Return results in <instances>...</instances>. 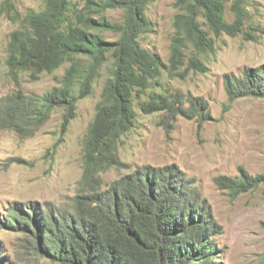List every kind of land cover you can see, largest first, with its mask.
<instances>
[{
	"label": "trees",
	"instance_id": "trees-1",
	"mask_svg": "<svg viewBox=\"0 0 264 264\" xmlns=\"http://www.w3.org/2000/svg\"><path fill=\"white\" fill-rule=\"evenodd\" d=\"M82 1L81 9H73L69 0H46L42 11H29L24 17L13 0L1 5L21 25L8 43L6 67L12 78L25 71L36 80L69 64L60 86L43 97L16 94L0 100L1 127L18 133L26 127L36 130L52 110L61 108L64 128L75 117L79 101L91 94L102 67L111 63L83 139L84 172L78 193L63 209L28 204L29 211L22 215L24 207L16 205L5 227L26 232L41 257L58 264H220L212 240L219 227L206 201L174 165L136 168L105 189L98 174L122 165L118 146L135 127V103L143 115L163 113L159 124L166 132L178 117L195 118L198 127L210 119L205 100L170 93L161 77L181 69L180 77L206 73L200 55L214 51L210 33L215 38L242 34L248 0L232 2L231 23L225 21L230 0H175L168 64L140 44L142 36L154 31L145 14L153 0ZM109 10L123 11L122 20L106 17ZM105 33L116 39H107ZM244 36L252 39L249 33ZM224 86L230 102L264 99V68L246 69L240 77L225 76ZM152 88L161 92L148 93ZM214 182L237 196L264 185V176L251 177L240 168L236 179L218 176Z\"/></svg>",
	"mask_w": 264,
	"mask_h": 264
},
{
	"label": "rangeland",
	"instance_id": "rangeland-1",
	"mask_svg": "<svg viewBox=\"0 0 264 264\" xmlns=\"http://www.w3.org/2000/svg\"><path fill=\"white\" fill-rule=\"evenodd\" d=\"M46 0H13L16 11L24 17L29 11L39 12ZM72 8L81 9L84 1L69 0ZM226 5L225 21L233 22ZM0 0V100L22 94L43 97L59 87L69 64L64 63L51 73H42L36 80L30 72H17L12 78L6 67L11 34L20 29L1 9ZM175 0H153L146 17L153 23L152 34L140 38L141 47L157 53L165 64L170 56V40L174 34L173 18L177 14ZM248 18L243 33L235 37L215 38L213 53L200 55L207 68L204 74L189 72L180 77L163 73L161 83L170 93L196 97L208 103L210 119L198 127L197 119L178 117L166 132L160 126L163 113L137 114L135 127L124 135L118 146L122 165L99 172L102 188L136 168H161L174 165L185 175L205 200L219 233L212 236L220 264H264V185L233 196L214 182L218 176L236 179L242 168L249 176H264V99L253 97L228 101L224 77L242 76L246 69L264 68V0H248ZM112 21H121L123 11L104 13ZM205 29H207L205 27ZM208 30V29H207ZM244 33L252 35V39ZM109 40L116 37L105 33ZM192 51V48H190ZM189 54V53H187ZM111 63L107 62L94 82L91 94L80 100L75 117L62 128L63 109L51 111L49 119L36 130L26 127L21 133L0 125V261L2 264H58L43 259L28 239L26 232L16 233L5 227L10 210L22 205L38 204L51 210L63 209L78 193L82 181L83 139L95 115ZM160 93L159 88L148 91ZM36 249V250H35Z\"/></svg>",
	"mask_w": 264,
	"mask_h": 264
}]
</instances>
